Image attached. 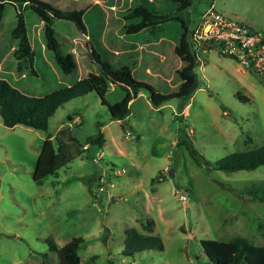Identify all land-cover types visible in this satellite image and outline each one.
<instances>
[{
  "label": "rangeland",
  "instance_id": "obj_1",
  "mask_svg": "<svg viewBox=\"0 0 264 264\" xmlns=\"http://www.w3.org/2000/svg\"><path fill=\"white\" fill-rule=\"evenodd\" d=\"M209 6L264 35V0H198L192 15ZM17 11L6 5L0 19V76L12 84L17 80L27 94L49 90L44 78L64 83L68 76L58 72L43 49L41 23L29 10L22 12L37 75L27 68L17 71L11 57L15 40L9 35ZM183 14L189 22L190 13ZM54 28L71 40L77 54L85 53L86 37L73 24L56 20ZM137 39L146 41L144 34ZM204 52L193 67L196 88L190 97L153 107L141 90L121 121L110 119L92 91L58 107L46 131L0 122V264H55L56 254L45 239L60 247L72 237L82 238L80 264H205L199 240L234 236L264 246V204L239 193L264 182V167L229 173L211 168L231 152L264 143V84L216 48ZM181 125L184 132L178 136ZM65 128L74 138L71 159L35 184L31 174L41 138L51 135L56 150L54 136ZM98 131L102 145L87 143ZM181 137L198 161L179 143ZM98 176L105 179L102 191L96 188ZM147 219L162 250L122 256L123 231L134 227L144 233Z\"/></svg>",
  "mask_w": 264,
  "mask_h": 264
},
{
  "label": "trees",
  "instance_id": "obj_2",
  "mask_svg": "<svg viewBox=\"0 0 264 264\" xmlns=\"http://www.w3.org/2000/svg\"><path fill=\"white\" fill-rule=\"evenodd\" d=\"M191 2L0 0V19L6 5L21 9V12H15V24L9 31L10 37L15 40L11 57L17 71L27 68L30 74L37 75L33 69L35 51L30 46L22 12L29 10L41 23L43 49L50 53L58 72L68 76L62 77L64 83L59 84H55L54 79L44 78L49 90L32 94L20 90L17 80L12 84L0 76L1 124L8 128L21 125L46 131L48 118L58 107L92 91L100 104L106 107L110 119L119 121L128 115L129 102L141 90L147 93V100L153 107L171 98L190 97L196 88L193 67L197 57L190 50L183 11ZM56 20L73 24L86 37L85 53L75 54L71 40L56 32ZM143 34L146 41L140 44L137 37ZM201 48L209 50L216 48V45L208 42L203 43ZM221 55L237 61L231 55ZM260 81L264 84L262 79ZM237 97L242 99L239 95ZM183 126L178 128V136L180 133L183 135ZM54 137L58 140L56 150L50 135H46L41 142L31 174L35 184H42L45 177L54 175L72 157L69 141L74 142V138L68 128L58 130ZM86 140L98 147L103 143L99 131ZM178 141L184 145L189 157L198 161L200 157L191 144L182 137ZM259 166L264 167V143L249 150L231 152L211 168L229 173L253 170ZM88 188L92 192L90 184ZM239 193L264 204V182L246 186ZM152 225V220H145L144 233L134 227L126 228L120 254L132 256L144 250H162L160 237L151 234ZM81 241V237H72L57 247L53 241L45 239L48 249L56 254L55 264H80L77 250ZM199 246L207 260L205 264H264V246L253 245L242 236H234L226 241L199 240Z\"/></svg>",
  "mask_w": 264,
  "mask_h": 264
},
{
  "label": "built area",
  "instance_id": "obj_3",
  "mask_svg": "<svg viewBox=\"0 0 264 264\" xmlns=\"http://www.w3.org/2000/svg\"><path fill=\"white\" fill-rule=\"evenodd\" d=\"M191 50L196 57L203 43L211 42L216 45L220 54L231 55L236 58L248 71L256 73L264 82V35L244 22L225 16L213 10L211 6L201 10L195 17L194 24L189 33ZM77 55V53L75 52ZM125 132V138H129ZM164 171L167 168L163 169ZM100 184L97 190H104L105 179L97 177Z\"/></svg>",
  "mask_w": 264,
  "mask_h": 264
},
{
  "label": "water",
  "instance_id": "obj_4",
  "mask_svg": "<svg viewBox=\"0 0 264 264\" xmlns=\"http://www.w3.org/2000/svg\"><path fill=\"white\" fill-rule=\"evenodd\" d=\"M198 0H192L191 4L189 5V7L186 9L189 13H190V21L188 22L187 21V38H188V42H189V46H190V50H191V44H190V41H189V33H190V30L194 24V20H195V16L192 15V12H191V9L193 8V6L195 5V3L197 2ZM187 20V19H186ZM192 51V50H191ZM196 64V62H195Z\"/></svg>",
  "mask_w": 264,
  "mask_h": 264
},
{
  "label": "crops",
  "instance_id": "obj_5",
  "mask_svg": "<svg viewBox=\"0 0 264 264\" xmlns=\"http://www.w3.org/2000/svg\"><path fill=\"white\" fill-rule=\"evenodd\" d=\"M94 1H96V0H94ZM201 54H205V52L203 51V52H201ZM201 54H200V55H201ZM202 56H203V55H202ZM140 94H141V92L139 91V92L137 93V96L140 95ZM131 101H132V100H131ZM131 101H130V102H131ZM55 111H56V110H55ZM68 119H70V118H68ZM72 121H77V117L75 116V117L71 118V119H70V122L67 123L66 125L69 127V126H70V123H71ZM51 137H52V136L50 135V139H51ZM41 140L43 141L44 138H41ZM42 141H41V142H42ZM40 145H41V144H40ZM101 145H102V144H101ZM85 146H86V145H84V147H85ZM86 147H87V146H86ZM95 174H97V173H95ZM95 174H94V175H95ZM90 178H91V177H90ZM88 182H89V181H88Z\"/></svg>",
  "mask_w": 264,
  "mask_h": 264
}]
</instances>
